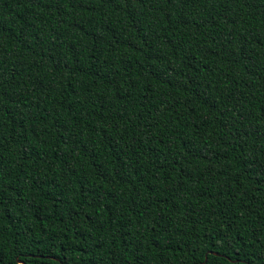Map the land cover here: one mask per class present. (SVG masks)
<instances>
[{"label": "trees", "instance_id": "16d2710c", "mask_svg": "<svg viewBox=\"0 0 264 264\" xmlns=\"http://www.w3.org/2000/svg\"><path fill=\"white\" fill-rule=\"evenodd\" d=\"M199 263L264 264V0H0V264Z\"/></svg>", "mask_w": 264, "mask_h": 264}, {"label": "water", "instance_id": "95a60500", "mask_svg": "<svg viewBox=\"0 0 264 264\" xmlns=\"http://www.w3.org/2000/svg\"><path fill=\"white\" fill-rule=\"evenodd\" d=\"M210 253H216V252H214V251H209ZM204 260H205V256H204ZM202 263V262H201ZM201 263H199V264H201Z\"/></svg>", "mask_w": 264, "mask_h": 264}]
</instances>
